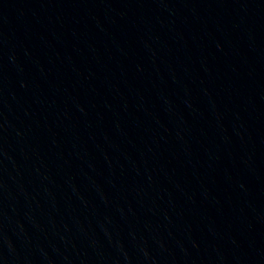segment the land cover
Here are the masks:
<instances>
[{"label": "water", "instance_id": "water-1", "mask_svg": "<svg viewBox=\"0 0 264 264\" xmlns=\"http://www.w3.org/2000/svg\"><path fill=\"white\" fill-rule=\"evenodd\" d=\"M0 264H264V0H0Z\"/></svg>", "mask_w": 264, "mask_h": 264}]
</instances>
